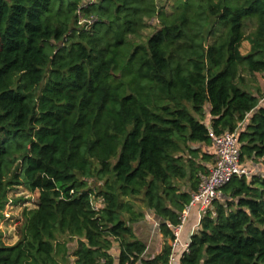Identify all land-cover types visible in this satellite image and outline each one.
<instances>
[{"label":"trees","instance_id":"1","mask_svg":"<svg viewBox=\"0 0 264 264\" xmlns=\"http://www.w3.org/2000/svg\"><path fill=\"white\" fill-rule=\"evenodd\" d=\"M157 1L0 0V220L10 190L37 193L0 264H115L114 246L117 264H167L211 135L264 163V0ZM179 264H264V175L221 189Z\"/></svg>","mask_w":264,"mask_h":264},{"label":"built area","instance_id":"2","mask_svg":"<svg viewBox=\"0 0 264 264\" xmlns=\"http://www.w3.org/2000/svg\"><path fill=\"white\" fill-rule=\"evenodd\" d=\"M214 156L213 165L209 169V173L200 179L197 191L192 194L189 204L182 211L179 224L173 227L174 239L170 242V255L167 264H176L177 248L180 245L179 236L183 225L187 219L189 211L193 207H199L201 218L206 209L216 199L221 197V189L231 181L234 177L250 178L253 172L241 163L239 143L237 133H226L221 136L211 135ZM189 243L182 245L184 252H187Z\"/></svg>","mask_w":264,"mask_h":264},{"label":"rangeland","instance_id":"3","mask_svg":"<svg viewBox=\"0 0 264 264\" xmlns=\"http://www.w3.org/2000/svg\"><path fill=\"white\" fill-rule=\"evenodd\" d=\"M161 5H165L169 7L172 5L170 0H158ZM147 24H151L154 26L156 23L155 21H147ZM152 32V28L149 26L146 28L142 35L147 37ZM248 50V46L244 44L242 47V53H246ZM253 87H259L261 91L264 93V74H257L255 77L254 83H252ZM212 149V148H211ZM206 150V149H205ZM208 151H211L208 149ZM209 167L213 165V158L208 163ZM246 167H248L254 174H262L264 175V163L259 161L257 163H243ZM253 167V168H252ZM91 187H94V184L91 183ZM8 198L17 201V204H13L9 206L5 212L3 219L0 220V235L4 241L5 245H13L18 240V233L23 225L24 217L22 213L24 210H30L35 207V201L37 199V193L30 194L24 188H14L9 191ZM204 213V212H203ZM72 246V245H71Z\"/></svg>","mask_w":264,"mask_h":264},{"label":"crops","instance_id":"4","mask_svg":"<svg viewBox=\"0 0 264 264\" xmlns=\"http://www.w3.org/2000/svg\"><path fill=\"white\" fill-rule=\"evenodd\" d=\"M210 116L207 115L206 123L209 124ZM213 149V148H212ZM253 168V167H252ZM207 211H203L204 213ZM200 210L199 207H193L187 216L185 224L181 230L179 236V243L176 252H177V259L176 264H179V257L184 252L181 248L182 245L188 244L190 242L191 236L198 230L199 222H200ZM202 214V213H201ZM133 232L136 238L142 241L146 245V252L144 253V257L152 258L153 256L157 255L164 244V238L159 232V221L156 217H154L150 212L145 213V218L143 221L136 223L133 226ZM110 255L114 258L115 264H117L118 258V248L114 246L111 251Z\"/></svg>","mask_w":264,"mask_h":264}]
</instances>
